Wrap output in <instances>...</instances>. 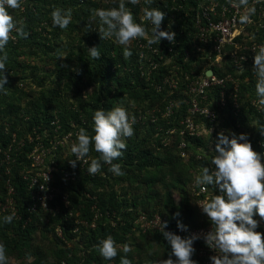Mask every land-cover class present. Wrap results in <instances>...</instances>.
Here are the masks:
<instances>
[{
  "label": "rangeland",
  "instance_id": "374dc122",
  "mask_svg": "<svg viewBox=\"0 0 264 264\" xmlns=\"http://www.w3.org/2000/svg\"><path fill=\"white\" fill-rule=\"evenodd\" d=\"M83 1L85 2V0H22L20 9L10 10L17 20L24 21L30 35L28 40H22V37L13 33L15 38L10 40L5 48L9 57L6 64L9 82L5 86V91L0 92V218L6 216L7 212L13 213L10 206L1 205L8 195L9 184L15 188L13 199L14 204H17L19 197L15 187L16 178L24 181L26 190L33 197L36 193L33 192L35 190L33 187L37 181L45 184L44 177L49 176L52 179L50 191L41 196L48 203V207L35 204L37 210L32 212L39 216V219L36 223L30 224L31 233L26 242L22 243L20 232L12 227V223L0 222V241L7 247L9 264H29L28 254L32 256V264L35 260L33 246L38 244L44 251L42 264H59L48 255L54 244L59 248L65 244L74 252L75 258H84L88 246L95 245L96 240L99 242L101 226L111 222L112 227L122 231L120 226L123 224L117 226V221L113 222L110 212L99 207L100 200L111 195H115L118 202H122L120 212L126 211L129 207H134L137 211L159 209L168 212V208L173 206L178 212L185 210L184 197L185 192L189 190L190 182L184 181L183 176L181 183L172 185L180 175L181 167L178 164V171L167 174L163 183L149 182L151 175L162 174L163 167L161 168L157 161H151L150 166L146 165L139 171L136 162L126 164V161L120 160L118 163L126 173L123 176L109 172L110 166L102 162L101 171L89 175L87 169L91 159L99 156L94 149L83 161L77 162L75 168L71 166L69 160L76 159L71 152V145L77 141L76 134L79 129L83 127L94 135L93 114L90 109L92 111L91 107L97 100L99 109L105 107L108 110L123 101L130 115L136 117L134 134L142 144L144 143L145 148L152 144L159 147L160 156H164L168 150L174 155V149L171 147L178 139L175 132L180 127L182 118L165 116V106L173 101L177 105V115H182L184 99L189 96V86L209 70L218 77L228 78L227 90L221 93L227 100L233 95L238 100V114H234L230 106L228 110L230 122H227V125L231 127L233 123L238 133L247 134L249 139L254 138L256 133L264 132V106L258 103L256 77L252 70L254 51L264 44V0L255 4L256 13L251 17V23L240 24L239 17L237 18L238 28L234 44L239 45L238 49L231 50L226 47L221 55L213 51L214 38L209 48L203 46L198 33L202 31L201 26L205 23L201 25L200 21L205 14L214 20V14V18H217L223 7L232 8V5L227 0H187L189 4L182 6L183 0H172L171 2L178 1L179 9L186 11V14L184 17L171 15L168 22L166 20L162 22L161 30L174 31L177 34L175 39L178 40L171 43V50L162 51L161 42L148 46L146 39L133 41L131 45L133 55L127 60L123 57L114 64L111 69L114 74L113 83L105 85L103 90L101 83H91L89 76L85 74L87 67H83L81 60L84 51L87 52L86 59L88 58V48L92 47L93 37L99 34L98 23L83 26V8L88 9L83 7ZM160 1L164 3L166 0H153L151 5H145L141 0L138 5L128 3L126 6L132 10L137 22H141L142 8H153L155 3L157 4L155 8H160L158 4ZM92 2L94 3L92 10L118 7V0L115 3L114 0ZM192 2L197 3V6L192 5ZM235 2L236 0H233V3ZM253 3L254 0H249V6ZM55 8L72 9V22L67 29L53 25L51 13ZM239 11L241 13L243 9L239 8ZM42 16L45 19L40 21ZM90 20L91 15L88 21ZM170 22H174L171 29L168 28ZM144 23L148 26L150 35L151 25L147 21ZM242 50L245 52L243 56ZM88 62L86 65L92 68L96 64L91 60ZM164 66L175 70V74L178 71L188 73L183 83L175 84L176 93L173 95L170 93L169 97L159 103L152 98L141 100L133 98L134 94L146 92V89L138 85L140 80L143 78L148 80L151 70ZM148 86L147 82L146 87ZM99 93L101 97L97 96ZM221 93L215 88L209 95L215 99ZM124 97H127V100H124ZM71 113L77 114L81 123L70 119ZM43 114L49 116V122L45 121ZM158 115L164 123H157ZM62 117H68V120L62 121ZM150 119L153 125L149 123ZM66 124H72V128L67 129ZM129 139L127 138L125 142ZM200 139L206 145H215L217 141L211 133H205ZM262 141L264 142V139ZM125 153L126 151H123L122 158ZM61 165H67L70 169H64ZM63 171L65 173L72 171L75 176L83 174V178L87 180L100 178L102 184L88 181L85 183L83 201L81 202V198L75 201L74 194L68 195L58 190L55 179L57 175L62 177ZM58 195H61L67 207L61 213L59 208L55 207ZM35 196L39 197V194L36 193ZM119 218L122 220V216ZM123 236L124 239L117 242L121 254L124 244H129L132 250H135L130 232L123 233ZM27 243L33 244L31 249L26 248ZM152 244L154 248L160 245L158 241H152ZM22 250L27 253L23 254ZM103 260L105 264H120L118 259Z\"/></svg>",
  "mask_w": 264,
  "mask_h": 264
},
{
  "label": "clouds",
  "instance_id": "9594fccd",
  "mask_svg": "<svg viewBox=\"0 0 264 264\" xmlns=\"http://www.w3.org/2000/svg\"><path fill=\"white\" fill-rule=\"evenodd\" d=\"M143 2L145 5H151L153 0ZM227 2L242 8L239 23L249 24L252 22L251 17L256 13L255 4L260 0H254L252 6H249V0ZM128 3L138 5L141 0H118V7L92 10L89 26L93 23L99 24L97 29L101 40L114 38V43L122 47L125 60L133 55L131 45L135 40L146 39L148 46L160 44L163 39L175 43L177 34L174 31L161 30L166 16L164 11L155 7H144L141 22H137L132 10L126 6ZM21 7L22 0H0V53H3L0 55V92L5 91L9 82L6 74V64L9 60L6 46L15 38L13 33L25 39L30 35L25 30L24 21L17 20L10 11ZM72 15L70 8H55L51 13L53 25L67 29L72 22ZM144 21L151 25L150 35ZM173 23H169V29ZM88 52L91 58L99 60V47L88 48ZM254 52L252 70L256 77V94L259 97V105L264 106V44ZM207 75L213 74L208 72ZM124 100H127V97H124ZM136 122L135 115H130L123 101L111 110L97 109L93 116L94 135L83 127L79 129L76 134L77 141L71 145V152L76 159L69 160V163L75 168L77 162L83 161L94 147L99 156L91 159L87 169L89 175L99 173L102 162L110 166L108 171L114 175H125L121 165L113 161L121 158L123 151H126L125 140L134 135L133 126ZM211 151L215 153L211 158L213 167H203L200 174L195 176L194 183L205 193L208 191L207 186L219 189L220 194H214L210 199L198 203L202 212L209 218L212 228L203 237L198 234L182 237L165 231L168 222H163L161 232L171 251L167 259H160L156 264H198L192 257L196 252L194 242L201 238L217 253L210 257L212 264H264V232L257 231L260 222L264 221V154L254 150L247 134L237 135L231 130H222L218 134L215 148ZM15 216L13 212L0 218V222L11 224ZM179 216V212L174 214V218ZM257 216L259 220L256 219ZM177 227L180 231L188 230L180 220L177 221ZM94 247L105 260L115 259L120 251V246L112 235L99 240ZM122 250L125 255L121 256L120 264H132L127 257L132 251L130 245L124 244ZM27 259L31 264L30 254ZM0 264H9L7 247L3 241H0Z\"/></svg>",
  "mask_w": 264,
  "mask_h": 264
},
{
  "label": "trees",
  "instance_id": "16d2710c",
  "mask_svg": "<svg viewBox=\"0 0 264 264\" xmlns=\"http://www.w3.org/2000/svg\"><path fill=\"white\" fill-rule=\"evenodd\" d=\"M170 1V2H169ZM172 0H166L164 3L161 1L158 3L160 4V10L164 11L166 13L165 20L166 22L169 21V17L171 15H180L181 17L186 14V11L179 9V6L177 5L178 1L171 2ZM181 5L185 6L187 3V0L181 1ZM162 3V4H161ZM197 3L192 2V5L197 6ZM88 7L87 10H84L83 8V26H88V19L89 15H92V7H94V3L92 0H85L83 1V7ZM157 4L155 3L154 7H156ZM164 8V9H163ZM43 16L41 17L40 21H42ZM49 19V18H47ZM189 19V18H187ZM25 30L28 32V30L25 28ZM93 41L91 43V46L99 47V50L101 51V56L99 60L93 59L88 56L86 59V51L83 52V56H81V60H83V67H87L85 70V74H87L90 78L91 83H101V89L103 90V87L105 85H108L110 83H113L114 74L111 72L112 67L116 62H118L120 59L123 58V50L120 46L115 45L114 38L112 39H105L101 40L99 34H96L93 37ZM29 38L25 39L22 38V40H28ZM175 40H178L175 39ZM160 47L163 48L162 51H167L171 47V42H169L166 39L161 40ZM230 49V48H229ZM92 63H96L95 66L92 68L90 66H87L90 61ZM90 62V63H91ZM172 71L171 68L167 67L165 68H158L151 70V73L149 74V79L146 78L141 79L139 84L142 89H146V92L142 94H134L133 98L137 100L143 99H150L152 98L155 100L156 103H159L164 98L169 97L170 93L171 95L175 94L176 91L171 87V82L176 81L179 84L183 83L184 75H188V73H181V71H178L176 74ZM173 76V77H172ZM148 77V76H146ZM172 77V78H171ZM146 79V80H145ZM149 83V86L146 87V83ZM102 92V91H101ZM100 96V93L97 95ZM92 111L90 109V112L94 116V112L99 109V103L97 102L91 107ZM105 110H108L107 108H103ZM45 121L47 120L49 122V116L47 114H43ZM92 116V115H91ZM70 119L75 121L76 123H81L78 115L71 113ZM68 117L63 118L62 121H66ZM93 121V120H92ZM150 121V122H149ZM148 122L151 124L152 120L150 119ZM157 123H164V120L161 118V116L158 115ZM73 122V123H75ZM156 122V121H155ZM167 122V121H166ZM74 125V124H73ZM153 125V124H151ZM67 129L72 128V124H66ZM178 135V134H177ZM179 142V135L176 143L172 145L171 148L174 149V155L171 153L170 150L165 152L164 156H160V150H158V146H149L148 148H145L144 143L142 144L137 138L136 134L133 135V138H130L126 144L127 149L126 153L124 154V158H119L118 160H115L114 163H118L120 160L126 161V164H133L136 162L139 166V171H141L146 165L150 166V162L157 161L158 165L163 167L162 174L156 173L149 177V182H159L163 183L165 181V176L167 174H172L176 171H178V166L181 167L180 169V175L172 182V185L179 184L183 181V176H185L184 181L191 182L193 179V171L198 169L199 166H208V162L206 160L202 162L196 161L194 158L189 162L185 163L183 162L177 153V143ZM193 144L197 145H206L205 143L201 142V139L199 138L194 139ZM94 149V147H93ZM92 149V150H93ZM166 149V148H165ZM167 150V149H166ZM145 161V162H144ZM156 163V162H155ZM178 164V166H177ZM62 168H67V165L62 166ZM68 170L70 168H67ZM165 169V170H164ZM60 173V172H58ZM56 185H58V190L66 193L68 195L74 194L75 201L79 200L81 198V202L83 201L84 191L85 189V183L88 181L95 182L98 184V182L101 181L100 178H93L87 180L86 178H83V174H80L79 176H75L74 179L66 180L65 178L60 177V175L56 176ZM101 183V182H100ZM102 184V183H101ZM15 187L17 189L18 193V200L17 204H15V207L17 209V215L12 221V227L17 228V230L20 232L19 236L22 239V243L26 242L27 237L30 236V224H34L38 221L39 216H37L34 212L30 211V207L32 206V203L34 202L32 200L31 194L26 190L25 183L21 178L15 179ZM186 191V190H185ZM184 200H185V210L183 212H179L180 216L174 218V214L178 212L174 206L172 208H168V212H165V210H159V209H147L143 210L144 212L148 213H154L159 212L165 220L168 222V226L171 228H177V221H182L186 226H199L202 225L204 222L202 220V214L199 212L198 208L194 204V199L190 196L189 191L185 192ZM58 201L55 207L59 208V213L64 212L66 210V206L64 202L61 199V195L57 196ZM6 200L3 199V203L1 205H5ZM82 204V203H81ZM122 202H118V199L115 195H111L109 198H103L100 200L99 207L103 211H109L111 214V217H113V222L117 221V226H120L122 231H117L115 227L111 226V222L103 225L99 229V240L106 238L108 235H112L116 242H121L124 239L123 233L130 232L131 236L134 239V245L135 250H132L130 253L127 254V257L132 261L134 264H156V261H159L160 259H167L169 257V253L171 251L170 245H168L167 241L164 239L163 234L159 232H148L145 234H136L134 229V220L137 216V214L141 211H137L134 207H129L126 211L120 212V209L122 207ZM52 207V206H51ZM5 213V212H4ZM7 215H11V212H7ZM122 216V220L119 218ZM58 219V217H57ZM116 224V223H115ZM116 226V227H117ZM119 228V227H118ZM28 234V236H27ZM159 242L160 245L158 247L153 246L152 241ZM98 244V240H96V244ZM27 249H31L33 244H25ZM95 245L90 244L85 252L84 258L78 259L75 258L74 252L71 250V248H68L67 245L63 244L61 248L57 246V244H54V247H51L50 252H48V255L52 256V258L56 259L59 264H105L106 262L103 260V258L100 256L99 252L94 247ZM33 256H35V260L32 264H42L44 251L42 249V246L40 244L33 246ZM12 248V247H10ZM15 249V248H12ZM23 254H26L27 252L21 251ZM21 253V254H22ZM125 254L119 251L118 256L115 259L120 260L121 256H124ZM20 256V254H19ZM175 259V257H173ZM193 259L197 261L196 252L193 255ZM112 261V260H110Z\"/></svg>",
  "mask_w": 264,
  "mask_h": 264
},
{
  "label": "built area",
  "instance_id": "2783aa9c",
  "mask_svg": "<svg viewBox=\"0 0 264 264\" xmlns=\"http://www.w3.org/2000/svg\"><path fill=\"white\" fill-rule=\"evenodd\" d=\"M231 5L232 8H230L229 6L223 7L221 10V14H219V16L217 15V18H214V14V20H212L210 15L207 16L206 14H203L204 16L202 18V21H200L201 25L202 23H205V25L201 26L202 31L198 33L199 39L202 41L203 46L209 48L210 43L213 42L211 40L212 38H214L213 51L217 53V55H221L226 47L231 48V50H237L239 46L234 44V41L236 39L235 33L238 28L237 18L239 17L240 11L239 8L236 7L235 9L233 8V4ZM244 53L245 52L242 50L241 55L243 56ZM207 71L209 72V70H206L203 77L199 78L194 84L189 86V96L188 98L184 99L185 104L182 115H177V105L173 101L169 102L165 106L164 111L165 116H179V118H182L178 130L176 132L172 131V133L175 132L179 135V142L177 143V153L179 158L185 163H189L193 158L198 162L206 160L208 162L207 167L211 168L213 167L211 165V158L215 155V153L211 150L215 148V145H195L192 141L194 139L200 138L205 133H211L213 138L218 139V134L222 130H231L239 135L236 125H234L233 123L231 127L227 125V122H230V114L228 112L229 107L231 106L233 108L234 114H238L239 104L235 95L228 97L227 100L226 96L221 93L227 90L229 81L228 78L218 77L214 73H212V76H208ZM184 76L187 77L186 74ZM170 84L173 89L174 87H176L175 84L179 85V83L176 81H172ZM215 88L220 91L221 95H218L217 97H215V99H212L209 95V92H211ZM235 91L236 90H234V92ZM234 120L236 119L234 118ZM256 134L257 135L254 138H250V141L253 144V148L255 151L264 154V142L262 141V139H264V132L263 134ZM203 167H205V165H201L198 169L193 171V179L190 182L188 191L190 196L194 199V204L202 214L201 218L204 223L199 226H187V231H180L178 227L171 228L169 226L165 229V231L174 232L182 237H187L191 234H198L203 237L205 233L211 230V222L207 215L202 212L198 203L204 201L205 199H210L214 194L220 193L218 188L214 189L212 186H207L208 191L206 193L201 192L200 188L195 185L194 178L196 175L200 174ZM63 173V178H65L66 180L75 178V175L72 174V171L68 173H65L63 171ZM51 179L52 177L46 176L43 180L45 184H41L37 181L34 185L33 188H35V190H33V192L38 193L39 197L35 196L36 193L34 194V197L32 196L35 203L32 205L34 208H30V211L37 210L35 204H40L44 208L48 207V203L45 199L41 198V196L50 191ZM8 186L9 191L6 197L5 205L10 206L12 208V211L17 215V209L15 207L13 199L15 195V188H13L10 184ZM256 219L259 220V217L257 216ZM165 221V218L159 212L148 213L141 211L137 214L134 220L133 230L138 235L148 232L162 233V223ZM257 231L264 232V221L260 222V226ZM194 247L196 249L198 264H212L210 257L216 255L217 253L206 245L203 238L195 241Z\"/></svg>",
  "mask_w": 264,
  "mask_h": 264
}]
</instances>
